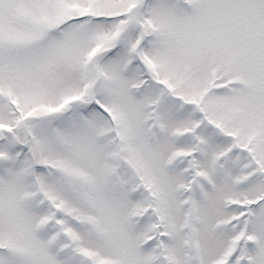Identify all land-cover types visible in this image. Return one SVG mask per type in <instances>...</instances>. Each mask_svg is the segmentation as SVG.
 <instances>
[{
  "label": "snow or ice",
  "instance_id": "obj_1",
  "mask_svg": "<svg viewBox=\"0 0 264 264\" xmlns=\"http://www.w3.org/2000/svg\"><path fill=\"white\" fill-rule=\"evenodd\" d=\"M0 264H264V0H0Z\"/></svg>",
  "mask_w": 264,
  "mask_h": 264
}]
</instances>
